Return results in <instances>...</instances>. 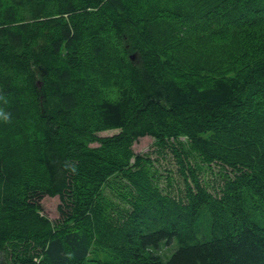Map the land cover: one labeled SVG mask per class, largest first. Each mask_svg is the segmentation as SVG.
<instances>
[{"label":"trees","instance_id":"16d2710c","mask_svg":"<svg viewBox=\"0 0 264 264\" xmlns=\"http://www.w3.org/2000/svg\"><path fill=\"white\" fill-rule=\"evenodd\" d=\"M0 89V264H264V0H0ZM148 136L241 177L164 194Z\"/></svg>","mask_w":264,"mask_h":264},{"label":"rangeland","instance_id":"374dc122","mask_svg":"<svg viewBox=\"0 0 264 264\" xmlns=\"http://www.w3.org/2000/svg\"><path fill=\"white\" fill-rule=\"evenodd\" d=\"M135 54L133 55V58ZM4 93L0 89V96ZM2 99H0L1 102ZM3 107L6 105L4 99L1 104ZM26 121H20L19 131L23 129ZM120 131H104L99 133L100 136H114ZM28 135L36 133V127L34 124H30V130L27 132ZM18 133L8 134V131L5 132V137L14 139L17 137ZM18 139V138H17ZM19 140V139H18ZM181 141L186 142L185 137L180 138ZM173 142V140H172ZM91 147H98V144H90ZM179 146H177L178 148ZM174 146H163L160 144L159 140L155 136H148L140 139L137 142H134L132 145V150L135 156H141L145 159L148 165L151 167L152 172H155L158 180V186L164 194H170L177 197L179 193L181 196L186 193V186L184 177L181 173V169L187 176V178H198L202 186L213 195L215 198L223 197V190L226 189L227 185L231 182H236L240 179L241 174L233 171V169L227 165H221L220 163H205L201 159L197 158L195 160H189L190 168L188 169L179 167L177 164V158L174 154ZM131 164L135 163V158L131 161ZM171 183V186H168V183ZM117 187V186H116ZM118 188L111 192V189H106V195L110 196L114 201L121 202V199H118ZM243 194L246 197L245 204L249 215H257L264 212L263 203L257 199L256 196L251 194V191L243 190ZM125 208H129V205L120 203ZM60 205V199L58 197L50 198L47 197L44 199L42 206L43 211L42 215L47 217L52 223H56L60 218L58 207Z\"/></svg>","mask_w":264,"mask_h":264},{"label":"clouds","instance_id":"9594fccd","mask_svg":"<svg viewBox=\"0 0 264 264\" xmlns=\"http://www.w3.org/2000/svg\"><path fill=\"white\" fill-rule=\"evenodd\" d=\"M0 99H4L5 103H7V100L3 97L0 96ZM10 114L6 113L3 109H0V119H3L5 122L9 121Z\"/></svg>","mask_w":264,"mask_h":264}]
</instances>
